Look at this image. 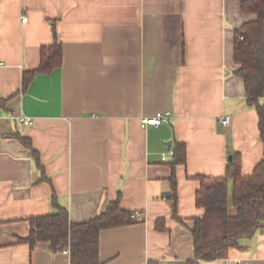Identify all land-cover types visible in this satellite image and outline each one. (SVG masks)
<instances>
[{
	"label": "crops",
	"instance_id": "obj_1",
	"mask_svg": "<svg viewBox=\"0 0 264 264\" xmlns=\"http://www.w3.org/2000/svg\"><path fill=\"white\" fill-rule=\"evenodd\" d=\"M240 1L0 0V264H70L48 242H18L30 217L55 211L52 196L71 222L104 211L118 194L132 211L133 223L100 231L101 264L194 258L192 218L203 213L195 175H224L233 152L242 174L264 159L256 110L235 74L233 30L255 18ZM54 38L61 65L22 90L23 72ZM156 111L170 122L141 126ZM16 135L39 153L48 180ZM175 141L185 145V162L174 167L179 218L163 198L173 187L172 158L160 159ZM237 244L200 263L264 264V227Z\"/></svg>",
	"mask_w": 264,
	"mask_h": 264
},
{
	"label": "trees",
	"instance_id": "obj_2",
	"mask_svg": "<svg viewBox=\"0 0 264 264\" xmlns=\"http://www.w3.org/2000/svg\"><path fill=\"white\" fill-rule=\"evenodd\" d=\"M240 9L255 14L253 20L243 22L233 30V60L237 64L235 74L242 78L245 99L257 113L259 138L264 143V103L259 101L264 95V0H241ZM53 35L55 31L53 28ZM62 47L54 38L53 43L43 45L39 51V63L34 69L23 72L22 90L32 78L40 73H49L62 63ZM6 99L0 97V106ZM30 150L41 179H47L41 167L39 153L29 139L16 135ZM171 155V175L173 187L165 199L170 203L173 216H177V196L175 191V164L185 162V145L175 141ZM199 188L195 193V205L203 209L201 216L192 218L191 229L194 258L185 264H201L225 258L230 247L237 246L238 239L248 237L264 227V159L258 161L249 174H242L240 154L233 152L221 176L195 175ZM230 183V186H229ZM229 194L231 199L229 200ZM120 195L108 203L105 210L82 222H71L65 207L56 203L55 211L29 218V232L19 237L18 242H26L30 248L39 242H48L52 251H66L70 264H101L99 260V233L102 229L133 223L132 211L120 206ZM162 228V220L156 221ZM147 264H158L148 261Z\"/></svg>",
	"mask_w": 264,
	"mask_h": 264
},
{
	"label": "built area",
	"instance_id": "obj_3",
	"mask_svg": "<svg viewBox=\"0 0 264 264\" xmlns=\"http://www.w3.org/2000/svg\"><path fill=\"white\" fill-rule=\"evenodd\" d=\"M22 21L26 20L25 16L21 17ZM1 64V62H0ZM15 118L14 116H12ZM23 124H29L31 122V119L28 116H25L23 114L18 115L17 117ZM170 122V115L168 112H161V111H156L154 114L149 115V116H143L140 118V124L141 126L145 127L148 125L152 126H158L164 123H169ZM230 124V117L227 115H223L219 118V125L221 127H227ZM167 155H173V149L169 147L167 150L161 152L160 154V159L165 160ZM165 199V196H163ZM232 262H237L236 260H231L228 259L226 260V264H231Z\"/></svg>",
	"mask_w": 264,
	"mask_h": 264
},
{
	"label": "water",
	"instance_id": "obj_4",
	"mask_svg": "<svg viewBox=\"0 0 264 264\" xmlns=\"http://www.w3.org/2000/svg\"><path fill=\"white\" fill-rule=\"evenodd\" d=\"M167 144L170 145L171 141H168ZM230 159H231V155L228 156V160H230Z\"/></svg>",
	"mask_w": 264,
	"mask_h": 264
},
{
	"label": "rangeland",
	"instance_id": "obj_5",
	"mask_svg": "<svg viewBox=\"0 0 264 264\" xmlns=\"http://www.w3.org/2000/svg\"><path fill=\"white\" fill-rule=\"evenodd\" d=\"M229 186H230V183H229Z\"/></svg>",
	"mask_w": 264,
	"mask_h": 264
}]
</instances>
